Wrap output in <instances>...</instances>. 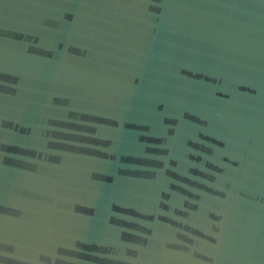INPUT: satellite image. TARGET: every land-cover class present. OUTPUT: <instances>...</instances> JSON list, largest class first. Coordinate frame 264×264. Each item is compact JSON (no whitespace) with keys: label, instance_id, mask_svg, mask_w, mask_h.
<instances>
[{"label":"water","instance_id":"1","mask_svg":"<svg viewBox=\"0 0 264 264\" xmlns=\"http://www.w3.org/2000/svg\"><path fill=\"white\" fill-rule=\"evenodd\" d=\"M0 264H264V0H0Z\"/></svg>","mask_w":264,"mask_h":264}]
</instances>
